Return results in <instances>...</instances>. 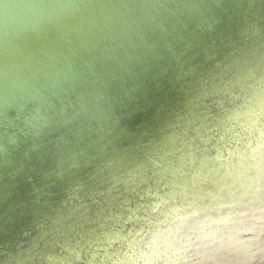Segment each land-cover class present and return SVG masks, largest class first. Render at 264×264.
Segmentation results:
<instances>
[{
	"label": "water",
	"instance_id": "1",
	"mask_svg": "<svg viewBox=\"0 0 264 264\" xmlns=\"http://www.w3.org/2000/svg\"><path fill=\"white\" fill-rule=\"evenodd\" d=\"M0 264H264V0H0Z\"/></svg>",
	"mask_w": 264,
	"mask_h": 264
}]
</instances>
